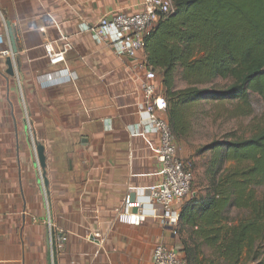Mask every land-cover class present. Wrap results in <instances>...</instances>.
Returning a JSON list of instances; mask_svg holds the SVG:
<instances>
[{
    "label": "crops",
    "instance_id": "obj_1",
    "mask_svg": "<svg viewBox=\"0 0 264 264\" xmlns=\"http://www.w3.org/2000/svg\"><path fill=\"white\" fill-rule=\"evenodd\" d=\"M141 1L0 0V264H151L156 244L183 247L157 217L118 219L160 181L159 137L142 124L143 71L86 27ZM50 41L68 44L64 63Z\"/></svg>",
    "mask_w": 264,
    "mask_h": 264
},
{
    "label": "trees",
    "instance_id": "obj_2",
    "mask_svg": "<svg viewBox=\"0 0 264 264\" xmlns=\"http://www.w3.org/2000/svg\"><path fill=\"white\" fill-rule=\"evenodd\" d=\"M175 11L160 18L147 36L144 60L161 82L168 120L177 139L192 129L200 103L238 102L237 115L251 114L250 96L264 100V0H173ZM218 78L224 89L207 88ZM185 86L180 87L179 83ZM203 195L183 205L179 235L189 264H202L200 243L227 264L258 260L264 242V114L249 137L233 132L212 140ZM232 209L249 216L235 223ZM256 264H264V259Z\"/></svg>",
    "mask_w": 264,
    "mask_h": 264
},
{
    "label": "built area",
    "instance_id": "obj_3",
    "mask_svg": "<svg viewBox=\"0 0 264 264\" xmlns=\"http://www.w3.org/2000/svg\"><path fill=\"white\" fill-rule=\"evenodd\" d=\"M175 11L173 0H142L134 11H113L105 14L96 25L87 26L99 41L108 40L122 58L131 59L141 76L142 99L138 103L146 134H157L156 162L161 179L148 187L135 190V198L127 195L119 221L141 225L148 217H157L174 236L179 235L180 214L184 203L196 192L192 191L191 165L179 156L178 141L168 120V102L156 71L144 60L145 42L160 18ZM50 64L66 61L68 44L50 41L45 44ZM12 56V48L1 52ZM187 199V200H186ZM149 211V214H148ZM151 264H189L182 247L158 243L154 247Z\"/></svg>",
    "mask_w": 264,
    "mask_h": 264
},
{
    "label": "rangeland",
    "instance_id": "obj_4",
    "mask_svg": "<svg viewBox=\"0 0 264 264\" xmlns=\"http://www.w3.org/2000/svg\"><path fill=\"white\" fill-rule=\"evenodd\" d=\"M230 83L231 81L228 79L218 78L213 84L204 87L224 89ZM179 86L184 87L185 83L180 82ZM241 105L238 102L221 103L218 101L200 103L194 108L192 113V129L178 141L179 156L191 165L194 177L192 191L197 192L198 195H203L208 185L205 171L211 158V153L205 151L204 147L214 139L224 138L230 132H233L239 137H249L253 132L255 124L260 121V117L264 114V100L257 93H251L250 96L249 110L251 114L237 115L238 110L236 109ZM38 142L41 143L40 140H37L36 144ZM257 194L259 198H264V186L257 187ZM248 216L249 212L246 210L232 209L230 212V217L235 223ZM179 237H181L182 241L184 239L188 240V230L181 233ZM199 245L201 250L199 259L202 261V264H227L207 245L203 243ZM260 252L261 256L258 260H246V257H244L242 264H256L263 260L264 242L262 243Z\"/></svg>",
    "mask_w": 264,
    "mask_h": 264
},
{
    "label": "water",
    "instance_id": "obj_5",
    "mask_svg": "<svg viewBox=\"0 0 264 264\" xmlns=\"http://www.w3.org/2000/svg\"><path fill=\"white\" fill-rule=\"evenodd\" d=\"M11 37H12V41L14 43V38H13L12 32H11ZM14 50H16L15 46H14ZM6 64L8 65V69L6 71L7 74L11 75V76H14L15 75V70H14L13 60H12L11 57H8L6 59ZM36 148H37V155H38L39 164H40V167L43 169L44 178H46L47 157H46V154H45V146L42 143L38 142L36 144ZM131 198H132V200H134L135 193L131 194Z\"/></svg>",
    "mask_w": 264,
    "mask_h": 264
}]
</instances>
